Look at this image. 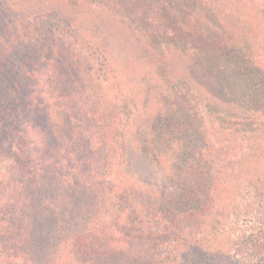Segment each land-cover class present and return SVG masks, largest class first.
I'll list each match as a JSON object with an SVG mask.
<instances>
[{
	"label": "rangeland",
	"instance_id": "rangeland-1",
	"mask_svg": "<svg viewBox=\"0 0 264 264\" xmlns=\"http://www.w3.org/2000/svg\"><path fill=\"white\" fill-rule=\"evenodd\" d=\"M187 1L129 0L120 16L100 0H0V26L37 38L38 81L61 95L91 83L115 110L132 221L136 202L187 212L152 227L132 264H264V8Z\"/></svg>",
	"mask_w": 264,
	"mask_h": 264
},
{
	"label": "trees",
	"instance_id": "trees-1",
	"mask_svg": "<svg viewBox=\"0 0 264 264\" xmlns=\"http://www.w3.org/2000/svg\"><path fill=\"white\" fill-rule=\"evenodd\" d=\"M128 1L100 0L120 16L129 12ZM249 3L264 8V0ZM9 23L0 26V161L6 164L0 177V264H132L139 255L149 257L152 227L162 232L167 213L187 212L177 209L175 199L161 201L166 210L154 202L147 211L136 202L132 221L123 205L130 174L120 168L126 159L116 156L124 138L114 136L107 121L115 110L107 114L91 83L83 93L61 95L47 84L48 73L38 81L32 60L37 38ZM10 27L14 36L6 34ZM184 195L186 201L196 192L184 188Z\"/></svg>",
	"mask_w": 264,
	"mask_h": 264
}]
</instances>
